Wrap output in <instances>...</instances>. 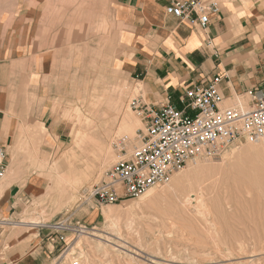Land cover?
Here are the masks:
<instances>
[{"label": "crops", "instance_id": "crops-1", "mask_svg": "<svg viewBox=\"0 0 264 264\" xmlns=\"http://www.w3.org/2000/svg\"><path fill=\"white\" fill-rule=\"evenodd\" d=\"M177 1L188 0H84L78 8L69 1L0 0V147L7 156L6 170L11 166L18 171L0 180V219L12 211L34 176L24 173L21 149L32 160L41 153L36 149L39 140L57 148L56 153L63 150L51 170L59 172L87 166L91 171L99 155L112 150L106 142L110 128L102 142L91 130L93 115L80 117L74 106L78 119L73 134V126L63 119L75 92L90 90L84 69L91 66L92 42L98 44V65L105 68L110 39L112 71L124 73L131 87L140 85L137 96L154 108L170 104L183 109L185 90L207 85L216 76L223 107L251 108L249 92L264 95V0H214L218 11L209 14L204 28L194 13L179 18L165 12ZM127 114L113 137L135 134L132 124L124 125ZM28 233L23 228L8 232L17 248L9 255L12 261L0 264H41L37 254L25 259L34 238Z\"/></svg>", "mask_w": 264, "mask_h": 264}, {"label": "rangeland", "instance_id": "rangeland-1", "mask_svg": "<svg viewBox=\"0 0 264 264\" xmlns=\"http://www.w3.org/2000/svg\"><path fill=\"white\" fill-rule=\"evenodd\" d=\"M59 1L74 3L75 8H78L79 4L84 2V0ZM87 1L98 4V0ZM111 1L107 0L108 4ZM75 15L77 17L76 9ZM90 45L91 66L89 70L84 69L85 73L88 72L87 75H89L90 90L84 91L83 94L82 92H75L73 101L70 102L71 105L63 115V119L68 126H73V134L77 128L78 114H80V117L82 114L83 116L93 115L95 125L94 127L91 126L93 127L91 130L98 136H101L99 137L101 142L105 140L103 139V133L106 134V128L108 127L111 130L110 135L106 137V142H110L108 149H112L110 150L112 155H109V152L107 156L106 154L99 155V159H96L97 164H95V168L87 174L80 175V182L75 184L73 182L74 176L68 172L51 171L54 164L62 160L63 150H60V153H56L57 148H47L41 140L36 144L37 151H41V153L34 155L35 160L31 159L33 155L28 156L30 159H27L24 149L20 150L24 152L22 155L24 173L27 176H34L28 178L29 184L24 187L19 199L13 205L15 207L5 219L14 222L21 220L28 221L36 216L37 212L43 210L44 214L40 221L45 223V225H38L31 229L23 228L29 233H34L33 244L28 248V251L31 250V253L25 254V259L30 258L31 254H37L40 259L43 258L41 264H72L75 260L79 264H170L171 262V264H264V166L262 165L264 163L262 154L264 153V142H259L257 146L255 143L232 142L218 156L213 158L196 157L189 160L182 169L173 174L186 171L189 168L188 166L192 167L193 165L195 167V163H199L200 161L202 162L201 167H222V172H216L217 175L207 171L204 175L199 176L201 178L198 177L201 182H207L204 185L205 200L207 201L205 202L208 204L207 216L204 213L202 215L201 212L199 214V212H196V208L191 207L189 213L193 214L190 215L188 212H185L187 215L183 212L184 214L182 213L181 219H185V221H178L180 215L178 218L176 217L178 214H181V209L177 211L178 209L175 208L171 211L169 207L175 201L173 196L167 197L166 201H162L161 204L160 202L158 203L162 209L158 208L156 204L157 208L155 205V208H152V210L149 208L143 210L146 216L151 215L149 217H155L156 222L153 223L152 232L149 231L150 229L146 225L142 224V220L140 223L137 217L134 219L135 221L131 219V222H133L132 226L126 228V219H119L116 227L112 222L117 221L105 219L101 214V208L108 205L123 207L122 209H124L132 206L134 203H139L147 198L150 189H160L162 186V188H165L164 186H167V183L153 185L138 197L100 207H96L94 203L87 200L88 190L92 184L97 182L119 157L129 156L132 150L140 144L141 140L137 135L144 129L143 121L138 113L130 108L131 100L141 91L140 85L137 84L131 87L124 73L112 71L110 64L115 58L113 57V45L109 38L106 43L107 49L105 55L107 54V58L105 68L98 65V50L95 49L98 44L92 42ZM76 85L82 86V83L76 81ZM83 86H86V83H83ZM103 96L106 102L103 101ZM90 102L95 104L89 105ZM74 106H78L80 109L78 114L74 111ZM128 111L131 117L140 121L139 125H134L133 127L135 134L133 132L129 133V131L122 133L127 134L126 140L129 144H132L131 148H128L127 143L122 140L123 136L118 138L113 137L119 123ZM43 134L45 135L46 131ZM24 146L27 147L28 145ZM50 146H53L52 142H50ZM249 146L255 147L250 148ZM250 149L261 152L258 159L252 161L246 157V153ZM39 163L41 164L39 165ZM8 169L9 167L5 172L4 178H2L3 180L8 175ZM231 172H233V175ZM214 175L217 177L216 179L213 178ZM48 180L52 182H48ZM48 183H51L54 190L53 193L48 194L49 196L68 198V200L61 202L57 201V199L51 201L47 197L44 198ZM34 199H42V201L35 203ZM158 209L161 211L165 210V213L161 215L163 212L159 211L158 213ZM167 211L170 212L171 216H164L168 214ZM172 213L175 214L173 215L174 217ZM199 215L201 218H198ZM168 216L171 217L168 220H171L172 217L174 218V220H171L172 223L168 220L165 221V218ZM188 216L195 218L191 220ZM203 216L205 218H202ZM178 222L180 223L178 224ZM58 223L71 229L77 223L83 224L87 227L85 231H88L90 235L84 233L74 234L73 231H63L48 226ZM205 226L208 227L205 228ZM12 227L10 224L0 223V260H7L8 262L13 260L9 255L16 247L10 246L7 248L8 250H4L3 248L5 247V237L8 232L18 229ZM92 228L97 230H95L96 236H91L92 231H94ZM168 233L169 236H166ZM211 233L214 236H211ZM60 234L63 235L64 242L68 244L67 248H65L63 242L58 241V238L56 239V236ZM51 236L55 238L56 243L50 242L48 237ZM196 237L203 243L197 241ZM207 237H211L209 240H212V242H209ZM107 238H109L110 242H108ZM169 239L172 240L170 241ZM213 240L217 241V244ZM212 243H214V246ZM215 244L217 247H215ZM137 245H140V248ZM67 253L69 254L66 257ZM151 260H155V262L152 263Z\"/></svg>", "mask_w": 264, "mask_h": 264}, {"label": "built area", "instance_id": "built-area-1", "mask_svg": "<svg viewBox=\"0 0 264 264\" xmlns=\"http://www.w3.org/2000/svg\"><path fill=\"white\" fill-rule=\"evenodd\" d=\"M218 11L214 0L172 2L165 7L167 14L186 18L192 13L204 28L209 14ZM220 77L207 85H194L185 90L183 109L165 104L154 108L135 97L130 102L143 121L144 129L137 135L141 142L127 157L114 162L103 176L88 190L87 200L100 207L122 202L143 194L153 185L166 184L171 176L196 157L213 158L232 142H264V95L249 92L253 106H221L222 97L217 88ZM190 110L192 113H188ZM127 137L122 138L123 141ZM6 171V154L0 147V180ZM73 229L62 225L63 231L81 234L87 229L77 223ZM56 243L54 237H48ZM65 244L62 234L56 236ZM64 248V249H65ZM72 264H79L77 260Z\"/></svg>", "mask_w": 264, "mask_h": 264}, {"label": "bare ground", "instance_id": "bare-ground-1", "mask_svg": "<svg viewBox=\"0 0 264 264\" xmlns=\"http://www.w3.org/2000/svg\"><path fill=\"white\" fill-rule=\"evenodd\" d=\"M247 109H249V108H247ZM130 114V113H129ZM129 114H127L126 115V117H125V120H126V122H124V125L126 126V125H131L132 124V127H134V125H139L140 124V121L138 120V119H134L133 117H131V115H129ZM42 131L44 132L45 130H44V128H42ZM125 137V136H124ZM73 140V139H72ZM72 143V142H71ZM126 143H127V145H128V148H131V146H132V144H129V142H127L126 141ZM256 144V146H257V144H259V143H255ZM250 148H253V147H255V146H249ZM240 148V147H239ZM263 150V149H262ZM239 154V153H238ZM263 154V158H264V153H262ZM109 155H112V152L111 151H109ZM261 155V152H259V151H256L255 149H250L249 151H247V153H246V157H248V158H250L252 161H254V160H256V159H258L259 158V156ZM224 156V155H223ZM239 156V155H238ZM244 156H245V154H244ZM231 157V156H230ZM119 158H121V157H119ZM118 158V159H119ZM223 159V158H222ZM224 160H225V158H224ZM15 161V160H14ZM194 161V160H193ZM203 161V160H202ZM205 161H206V159H205ZM201 162V161H200ZM198 163V162H196L195 163V167H193V165H192V167L191 166H188L189 168L185 171L184 170V172H181V173H178V174H175V175H172V177H171V180H170V182H168L167 183V186H164L165 188H160V189H150L148 192V195H147V198H145L144 200H142V201H140L139 203L137 202V203H134V204H132V206H129L128 208H124V209H122V208H120V207H115V206H110V205H108V206H105V207H103V208H101V214H102V216L105 218V219H110V220H114V221H117V222H112L116 227H117V223H118V220L119 219H126V228H130L131 226H132V223L133 222H131V219H133V221H135L134 219L137 217V218H139V222L141 221L142 222V224L143 225H146V227L148 228V229H150L149 231H151V228H152V226H153V223H155L156 221H155V217L154 218H152V217H149V216H151V215H149V216H146L143 212V210L144 209H147V208H149V209H151L152 210V208H155V205L157 204L158 205V203L160 202V204H161V202L163 201H166V198L167 197H170V196H173L174 198H175V201L174 202H172L171 203V205L169 206L170 207V209H171V211H172V209H175V208H177L178 210L177 211H179V209H181V214H178V212H177V214H178V216L176 217V218H178L179 217V215H180V219H178V221H180V220H182L181 219V215H183L185 212H188V214H190L189 213V209L191 208V207H193V208H196L197 209V211L196 212H199V214H200V212H201V214L203 215V213H204V215H206V213H208V208H207V205L208 204H206V200H205V190H204V185H206L205 183H207V182H201V180H199L198 179V177L200 176V175H204L207 171H210V172H213V173H215L216 174V172H222V167H216V166H206V167H201L202 165V162L201 163ZM222 162H224V161H222ZM221 162V163H222ZM242 162V161H241ZM14 163V162H13ZM209 163H210V161H209ZM236 163V162H235ZM214 164V163H213ZM220 164V163H219ZM222 164H224V163H222ZM226 165V164H225ZM263 166H264V163L262 164ZM253 166V165H252ZM212 170V171H211ZM229 171V170H228ZM90 172V170H89V166H87L86 167V170H77V169H72L71 168V170L68 172V173H71L73 176H74V183L76 184L77 182H80V175H82V174H87V173H89ZM16 173H18V171H12V167L11 166H9V169H8V175L6 176V178H5V180H7V179H9V178H11L12 177V175L13 174H16ZM232 173V175H233V172H231ZM228 174V173H227ZM235 174V173H234ZM48 175H50V174H48ZM210 175V174H209ZM212 175V174H211ZM217 175V174H216ZM255 175V174H254ZM218 176H219V174H218ZM225 176V175H224ZM227 176V175H226ZM207 177V176H206ZM211 177V176H210ZM199 178H201V177H199ZM209 178V177H208ZM213 178H217V177H215V175H214V177ZM219 178V177H218ZM241 178V177H240ZM210 179H212V178H210ZM4 180V181H5ZM213 180V179H212ZM217 180H219V179H217ZM48 182H52L51 180H48ZM54 182H56V181H54ZM209 183V182H208ZM210 183H212V182H210ZM217 183V182H216ZM215 184V183H214ZM213 185V184H212ZM216 185V184H215ZM214 186V185H213ZM213 188V187H212ZM216 188V187H215ZM1 190H2V188H0V192H1ZM209 190V189H208ZM53 187L51 186V183H48L47 184V187H46V192L44 193L45 194V197L44 198H49L51 201L52 200H54V199H57V201H61V202H63V200H68V198H63V197H61V198H57V197H54L53 195H48V194H51V193H53ZM207 199H208V197H207ZM35 201V203H37L38 201H42V199H34ZM206 201V202H205ZM166 203V202H165ZM165 203H163L164 205H165ZM157 205H156V208H157ZM163 205V206H164ZM36 206V205H35ZM122 206V205H121ZM162 206V207H163ZM165 207V206H164ZM168 207V206H167ZM168 207V208H169ZM158 208H161L159 205H158ZM167 208V209H168ZM162 209V208H161ZM166 209V210H167ZM164 210V209H163ZM169 210V209H168ZM192 210V209H191ZM154 211V210H153ZM158 211V213H159V211H161L160 209H158L157 210ZM176 211V210H175ZM34 212V211H33ZM155 212V211H154ZM161 212H163V213H161V215L162 214H164L165 213V210L164 211H161ZM184 212V213H183ZM194 212V211H193ZM35 213V212H34ZM167 213L168 214H165L164 216H166V215H170L171 216V214H170V212H168L167 211ZM176 213V212H175ZM183 213V214H182ZM192 213V212H191ZM36 214V213H35ZM43 214H44V211L43 210H41V211H39V212H37V215L36 216H34L33 218H31V220H28V221H25V220H21V221H17V222H14V221H12V220H7V219H5V218H2V219H0V223L1 224H10V225H12L13 227H16V228H20V229H22V228H27V229H31V228H33V227H35V226H38V225H42V224H44L45 225V223H43L42 221H40V219L43 217ZM185 214H187V213H185ZM187 214V215H188ZM193 214V213H192ZM192 214H190V215H192ZM173 215H175L174 213H172V216ZM197 215V214H196ZM163 216V217H164ZM170 216H168V217H166L165 219V221H167L168 219H170L171 217ZM186 216V215H185ZM184 216V217H185ZM207 216V215H206ZM161 217V216H160ZM170 217V218H169ZM174 217V216H173ZM172 217V219L171 220H174V218ZM183 217V218H184ZM189 217V216H188ZM187 217V218H188ZM191 217V216H190ZM189 217V218H190ZM186 218V217H185ZM189 218H188V220H189ZM194 218L195 217H192V218H190L191 220L193 219L194 220ZM198 218H201V216L199 215V217ZM202 218H205L204 216L202 217ZM160 219V218H159ZM171 220H168V221H170L171 222ZM187 220V219H186ZM187 220V221H188ZM197 220V219H196ZM205 220H207V219H205ZM137 221V220H136ZM162 221H163V218H162ZM175 221H177V220H175ZM183 221H185V219L184 220H182V222ZM190 221V220H189ZM198 221V220H197ZM208 221V220H207ZM140 222V223H141ZM194 222V221H193ZM204 222H206V221H204ZM158 223V222H157ZM163 223H164V221H163ZM167 223V222H166ZM172 223V222H171ZM170 223V224H171ZM173 223H176V222H173ZM180 222H178V224H179ZM198 223H200L199 221H198ZM162 224V223H161ZM182 224V223H181ZM202 224V223H201ZM208 224V223H207ZM47 225V224H46ZM165 225V224H164ZM173 225V224H172ZM200 225V224H199ZM48 226H50V227H54V228H62V225L60 224V223H58V224H53V225H48ZM12 227V228H13ZM206 227H208V226H205V228ZM204 228V229H205ZM17 229V230H18ZM94 231H92V234H91V236H96V232H95V228H92ZM97 231V230H96ZM153 231V230H152ZM151 231V232H152ZM206 231H209V230H206ZM168 232H170V231H168ZM201 232H202V230H201ZM165 233H167V232H165ZM173 232L171 231V234H172ZM204 233H207V232H204ZM210 233V232H209ZM84 234H88V235H90V233H88V231H84ZM153 234V233H152ZM169 236V233L168 234H166V236ZM173 235V234H172ZM171 235V236H172ZM211 236H214L212 233L210 234ZM101 236V235H100ZM157 236H159V235H157ZM160 236H162V235H160ZM166 236H165V238H166ZM205 236H207L206 234H205ZM100 238V237H99ZM172 238V237H171ZM197 238V237H196ZM195 238V239H196ZM206 238V237H205ZM211 238V237H210ZM210 238H208L207 237V239L209 240ZM215 238V237H214ZM106 239V238H105ZM108 239V242H110L109 241V238H107ZM200 239V238H199ZM206 239V240H207ZM140 240H141V238H140ZM163 240V239H162ZM170 241L172 240V239H169ZM169 240H168V242H169ZM173 240H175V239H173ZM197 241H199L198 240V238L196 239ZM195 240V241H196ZM203 240V239H202ZM215 240H216V238H215ZM215 240H213V241H215ZM107 241V240H106ZM105 241V242H106ZM126 242V241H125ZM139 242V241H138ZM199 242H202L201 240L199 241ZM198 242V243H199ZM209 242H212V240L210 241L209 240ZM15 243V240L14 239H10L9 238V236L8 237H6V242H5V247L3 248L4 250H8L7 248L8 247H10V246H12V247H16L17 248V245H15L14 244ZM155 243V242H154ZM161 243V242H160ZM163 243V242H162ZM203 243V242H202ZM207 243H208V241H207ZM215 243L217 244V241H215ZM140 244V243H139ZM213 244V246H214V243H212ZM216 244H215V247H217L216 246ZM98 245V244H97ZM126 245V244H125ZM157 245H158V243H157ZM211 245V244H210ZM99 246V245H98ZM119 246H121V245H119ZM138 247L140 246V245H137ZM213 246H211V247H213ZM158 247V246H157ZM214 247V248H215ZM73 248V247H72ZM71 248V249H72ZM105 248V247H104ZM140 248V247H139ZM134 249V248H133ZM158 249V248H157ZM171 250V249H170ZM106 251V250H105ZM127 251V250H126ZM170 253V252H169ZM68 254L69 253H67L65 256L67 257L68 256ZM80 254H82V253H80ZM172 255V254H171ZM184 257V256H183ZM69 258V257H68ZM173 258V257H172ZM150 259V258H149ZM153 259V258H152ZM150 261V260H149ZM151 262L152 263H154L155 262V260L153 261V260H151ZM166 263V262H165ZM172 263V262H171ZM170 263V264H171ZM155 264V263H154ZM167 264V263H166ZM169 264V263H168Z\"/></svg>", "mask_w": 264, "mask_h": 264}]
</instances>
